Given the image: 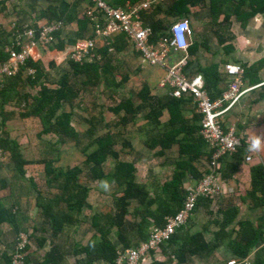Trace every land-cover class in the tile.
<instances>
[{
	"label": "trees",
	"instance_id": "trees-1",
	"mask_svg": "<svg viewBox=\"0 0 264 264\" xmlns=\"http://www.w3.org/2000/svg\"><path fill=\"white\" fill-rule=\"evenodd\" d=\"M130 1L134 2L135 0ZM188 3L194 4L192 0H176L170 9L174 13L184 15L188 12L186 8ZM68 8V4L61 3L58 8L60 13L55 16V19L70 21L76 18ZM211 9L214 15L219 12L225 14L223 20L213 23V28H217L215 35L218 41L222 43L226 41L225 36L228 34L227 31L231 25V15L244 27L250 16L255 13H264V0H211ZM77 21L81 27L87 24L90 25V20L85 15L77 18ZM152 28L154 31L152 40H155L160 35H158L159 28L154 25ZM57 35L56 32L55 39ZM55 39L48 44L49 47L62 49V39ZM8 41L5 37L4 42L0 45V61L5 60L8 56L5 51L6 44H11ZM118 41L124 43L128 40L123 33L112 37L109 44L99 51L100 56H95L92 61L80 63L69 58V70L62 74L55 88L40 84L37 92L33 95L21 91V85L24 84L22 74L28 69H34L33 75L27 74L25 76V81L31 84H36L44 74L42 64L32 57L25 60L16 74L5 77L0 82V109L11 100L23 102L25 109L21 112V116L38 117L42 125L41 133L56 134L60 142L65 141L67 138H73L77 144L83 138H87V142L81 148V152L85 155L84 163L87 166V172L85 173L87 179L115 183L121 190L120 196L115 199V212L113 214L93 215L91 228L94 230L96 228L98 236L83 247H75L74 255L81 258V261L77 264H115L122 251L138 247L142 242L148 240L151 228L164 227L166 217L176 215L183 207L186 197V192L182 187L183 179L188 174L194 178H199V181L203 178L197 174L193 162L206 154L208 152L207 147H209L200 133L201 118L188 119L185 117L183 113L185 99L183 97L178 98L169 94L162 96L152 94L149 84L144 83L137 94L140 99L139 103L134 102L132 97H126L110 106L109 110L117 115V123L121 125L134 122L142 113L144 119L148 120L143 127L146 130L145 142L148 147L154 148L159 145L163 150L175 142L179 143L182 159L176 163L173 179L160 187H156L152 194L145 185L137 182L135 165L132 162L118 159L119 151L130 145L131 139L128 134L119 131L112 132L107 128L105 132L97 134V131L101 129L103 119L101 116L96 115L84 118L89 126L83 132H79L71 125L73 113L71 111H60L62 100L73 105L77 97V89H75V83L70 81L71 77L84 75L85 78L82 83L85 86H96L101 78L108 81V76H114L115 70H118L116 65L111 64L112 58L108 56V52L113 47H118L115 46ZM13 42H15L14 39ZM16 48L18 49L19 46H16ZM252 66L249 69L245 68L249 76L250 73L247 70H255L254 68L257 69L259 64ZM204 79L211 98H219L224 89L217 87L220 76L216 66L213 65L209 69H205ZM126 80V75L121 74V79L113 84L114 91L120 88ZM114 91L112 92L114 93ZM165 109L168 110L170 118L168 121L162 122L161 116ZM0 113L3 116L2 110ZM199 120L200 122H198ZM147 126L149 128H145ZM118 145L120 148H118ZM0 149L4 154H8L14 164L15 171L18 174H24V166L28 163V160L20 152L18 142L15 139L1 136ZM108 158L113 160V164L109 170H105L104 162ZM1 165L0 162V168ZM50 171L54 174L47 183L51 184L53 181H58L56 187L60 190V194L50 198L45 203L38 202L37 205L42 210L43 218L50 224L52 236L57 237L77 222L78 215L81 214L82 208L86 204L89 187L79 181V175L82 173V168L79 165L59 169L58 171L50 169ZM263 180L264 171L262 167L254 168L252 171V184L253 186L259 184L264 192ZM1 187H5L4 182H1ZM201 199L207 198H200L198 205ZM60 201L63 204L62 211L58 210ZM133 202L136 203L133 212L134 217L138 221L133 223L134 225L127 233L122 230L126 225L129 208ZM228 212L231 213L232 217L234 210L228 209ZM228 222H230V218L226 215L221 228H225ZM4 223L15 226L16 221L11 209H7L0 201V226ZM239 224L240 230L237 232L236 238L229 242V246L235 256L244 259L250 249L261 238V232L253 230L249 223L241 222ZM112 234H115L117 241L113 242ZM219 237L218 234L216 240ZM45 243L44 239H40L37 241V247L42 249ZM215 246H217V243L206 241L203 232L191 234L183 229L163 244L160 251L163 250L167 254V250L170 249V258H176L177 262L181 264L191 256H202L204 252L213 250ZM120 248L122 249L120 250ZM1 259L4 264H11L10 257L4 258V256H1ZM241 261L243 260H239L237 264H244ZM24 264H29L26 256ZM42 264H59V260L45 256ZM152 264H164V262L153 261ZM247 264H264V260L256 258L252 262H247Z\"/></svg>",
	"mask_w": 264,
	"mask_h": 264
},
{
	"label": "crops",
	"instance_id": "crops-1",
	"mask_svg": "<svg viewBox=\"0 0 264 264\" xmlns=\"http://www.w3.org/2000/svg\"><path fill=\"white\" fill-rule=\"evenodd\" d=\"M108 1L122 6L131 2L130 0ZM175 1L176 0H162L158 6L142 12V17L146 23L159 28L158 35L167 30L174 21L180 18H187L190 20L193 28V33L190 37L191 48H188L186 52H175L171 57L172 62H176L180 58L186 56L188 61L186 70L188 73H201L203 76L205 69H209V67L213 65L216 66L220 76L217 86L219 89H224L227 85V77L224 74L225 64H239L244 69V85L248 88L251 87L224 114V126L227 127L233 124L237 134L242 137L243 145L238 148L235 153L225 155L219 161L223 191L215 200L201 199L185 228V231L191 234L203 232L206 241L209 243H217V246H215L213 250H207L202 256H191L186 262L181 264H228L227 262L231 260L252 262L256 258L264 260V192L259 184L255 186L252 184L253 169L262 167L264 171V140L261 141L260 149L249 150V144L251 140L255 138V135L264 133V13H255L250 16L244 27H242L240 22L231 15V25L228 28L229 32L227 31V35L230 36L228 37L226 35V41L221 43L215 35L217 28H213V23L223 20L225 14L219 12L214 15L211 9V0H192L194 4H187L186 8L188 12L184 15L174 13L170 9ZM63 2L68 4V10H70L76 18L70 21L55 19V16L60 13L58 8ZM88 3L89 0H0V45L4 42L5 37L12 43L15 35L24 28L38 29L43 24L52 21H62L63 23L55 39H62V49L50 47L52 50H49L47 47L43 48L40 45H37L33 49L32 58L38 60L42 64L44 74L38 79L36 84H31L25 81V76L27 74L33 75V73H29V71L23 73L22 77L24 84L21 85L20 88L23 93L35 94L40 84L55 88L62 74L68 71V68L67 70L65 69L64 55H69V50L76 39L91 34V27L89 24L81 27L77 21V18L84 16L83 10ZM7 45L9 44H6V46ZM105 46L106 44L104 41L100 37H97L96 48L93 51L94 56L99 57V51ZM115 46L118 47H113L112 50L108 52V56L112 58V65H116L118 70H120V68L123 70L120 75H118V78H115V81H119L122 74L127 77V80L124 82L125 85H131L132 83L127 82L134 81H136L138 85L133 92L127 91L128 95L126 97H132L134 102L139 103L140 99L137 94L144 83L149 84L152 94L158 96L171 95L170 87L161 85V80L166 73L165 68L152 66L144 62L139 53L134 50L132 44L128 41L124 43L118 41ZM46 55L49 61L45 60ZM68 61L69 60H66L67 67H69ZM49 64L51 66L59 65L61 68L64 67V71L59 78L55 80L50 78L47 73ZM255 64H259V67L257 69L254 68L255 70H247L250 76L247 75L245 68L249 69ZM117 72L118 71L115 70L114 76ZM75 78H77V82L74 80ZM84 78V75L71 77L70 81L75 83V89H77L75 103L71 105L62 100L60 108V111H71L73 113L71 125L79 132H83L89 126L84 121L86 117L78 115L75 112L77 107H81L82 109L84 107L81 101V93H87L90 99L89 102L91 101V103H89L90 110L94 111V106L97 101L96 97L93 95L98 92L97 86L101 84L103 80V78H101V81L96 86H85L82 83ZM31 90H35L34 93H32ZM109 95H111L109 96V98H111L114 96V93L110 92ZM183 98L185 99L183 104V113L185 117L188 119H200L201 114L197 112L196 104L192 97L186 95L183 96ZM120 99H118L117 102ZM18 102L19 101L11 100L6 104L14 105ZM6 104H4V106H6ZM109 107L110 106H108L107 112L105 111V113L97 111V113L93 112L94 114H89L88 117L90 115L101 116L103 119L101 129L107 128L112 132L119 131L129 135L131 139L130 145L124 147V149L120 151L118 150V159L132 162L136 167L137 182L145 185L147 190H152L151 193L153 194L154 188L156 189V187H160L173 179L176 171V163L182 159L179 151V143L175 142L170 147L163 150L159 145L154 148L148 147L145 142L147 135L142 133V129L148 120L145 119L144 122H137L135 120L127 125H121L117 123L118 117L109 110ZM23 111L24 110H21L20 113H18L19 120L17 123H19V128H24L30 123H36L39 120L36 116L22 117L21 112ZM3 112L4 118L2 117L0 125L2 124L3 126L6 124V127L10 128V120H8L9 113H7L6 110H3ZM141 114H139V116H141ZM104 115L106 118L103 117ZM76 118L79 121L78 128L76 127ZM114 118L115 120H113ZM169 118L170 114L168 110L165 109L161 116V121L166 122ZM141 119L140 117V120ZM198 122H200V120ZM136 124L140 127L137 128ZM131 125H134L135 130H129ZM12 139H14V137ZM15 140L17 141V138ZM118 148H120L119 145ZM207 149L208 152L206 154H203L193 162L197 174L201 175V177L209 172V164L212 159V150L210 147H207ZM248 156L251 160L246 162L245 158ZM79 181L88 186V184L80 179ZM91 181L97 183L98 187L104 183L99 180L91 179ZM198 181L199 178H194L188 174L183 179L182 183L184 192H186L188 187L197 184ZM112 184L115 183H111L110 185ZM228 209L234 210L232 217ZM226 215L230 218V222H228L225 228H221V225L223 226L224 224ZM135 221H138V219L135 218L134 221L130 223L128 215L126 225L122 231L128 233ZM241 222L249 223L253 230L261 232V238L250 249L248 255L244 259H239L238 256H235L229 246V242L236 238L237 232L240 230L239 223ZM3 226L7 227L6 223H4V225L1 224L0 232L3 230ZM218 234L220 237L216 240ZM112 239L113 242L117 241L116 236ZM121 249L122 248H120V250ZM167 257L168 255L164 253L163 250L154 252L147 259L145 264H152L153 261H163L164 264H180L177 262L176 258L171 259Z\"/></svg>",
	"mask_w": 264,
	"mask_h": 264
},
{
	"label": "built area",
	"instance_id": "built-area-1",
	"mask_svg": "<svg viewBox=\"0 0 264 264\" xmlns=\"http://www.w3.org/2000/svg\"><path fill=\"white\" fill-rule=\"evenodd\" d=\"M162 0H141L117 5L108 0H89L83 14L89 18L91 34L78 38L69 50V58L76 62L94 60L96 38L100 37L106 45L112 37L125 34L143 61L152 66L165 68V76L161 85L170 87V94L175 97L191 96L196 104L197 112L201 114L200 133L212 150L209 172L194 186L186 189V197L182 209L174 216L165 219L164 227H153L148 240L138 247L126 249L119 255L115 264H145L154 252H159L163 244L172 236L186 228L191 215L196 210L200 198L215 200L223 191L222 177L219 171V161L233 154L242 146V137L237 134L233 124L225 127L224 114L250 88L244 85V69L239 64H225L224 74L227 85L221 96L212 99L205 86L201 73L190 74L186 70L187 57L184 56L172 62L175 52L187 51L193 28L189 19L180 18L174 21L157 39L152 40L153 28L146 23L142 12L156 7ZM63 23L52 21L43 24L37 30L24 28L15 36L14 41L5 47L8 56L0 61V82L8 76L17 73L28 57H33L32 51L37 45H46L55 39ZM16 46H19L17 49ZM29 73L33 69H28ZM3 152L0 149V155ZM250 157L245 161L249 162ZM264 186V180H263ZM27 236L19 233L15 239V247L11 253V264H24ZM247 264V261H241ZM228 264H237L231 260Z\"/></svg>",
	"mask_w": 264,
	"mask_h": 264
},
{
	"label": "rangeland",
	"instance_id": "rangeland-1",
	"mask_svg": "<svg viewBox=\"0 0 264 264\" xmlns=\"http://www.w3.org/2000/svg\"><path fill=\"white\" fill-rule=\"evenodd\" d=\"M48 44L40 46L52 50ZM47 55L45 60L49 61ZM64 60L65 69L67 70L68 68L69 70L66 64V60H69V55H64ZM63 71L64 67L61 68L59 65H48L47 73L53 80L59 78ZM117 71L115 76H108V81L102 80V83L97 86L98 89H96L98 92L93 95L96 97L97 101L94 106V111L90 110L89 103H91V101L89 102L90 99L87 93L82 92L81 101L84 107L83 109L77 107L75 111L76 114L88 117L89 114L97 113V111L105 113V111L107 112L108 106H112L120 98H125L128 95L127 91L133 92V90H136L135 88H137L138 85L136 81H134L127 82L132 83L131 85H125L124 83L120 88L114 91L113 84L117 82L115 78H118V75H120L123 70L120 68V70ZM74 80L77 82V78ZM34 91L35 90H31L32 93H34ZM112 91H114V96L109 98V96H111L109 94ZM23 109H25L23 107V102L14 105L6 104V106L0 109L3 114V110L9 113L8 120H10V124H8L9 126L11 125L10 128L6 127V124L3 126L2 124L0 125V137L17 138L20 152L23 157L29 158L27 159L28 163L24 166L25 172L21 175L15 171L14 164L7 153L0 155V162L2 164L0 168V201L7 209H11L16 221L15 226L7 225V227H2L3 230L0 232V258L1 256H4V258L11 256L13 248L15 247L16 237L19 233H23L27 236L29 244L25 250V256L29 264H42L45 256L59 260V264H77L81 261V258L80 256L76 257L74 255L75 247H83L90 240L98 236L96 228L95 230L91 228L93 215L113 214L115 212V199L120 196L121 190L117 184L110 185L111 183H108V188L105 190L102 186L98 187L97 183L87 179L85 175L87 172V166L84 163L85 155L81 152V148L87 142V138H83L79 144H77L73 138H68L60 142L56 134L41 133L42 126L39 120L36 123H30L24 128H19V123H17L19 120L18 113ZM2 117L0 113V121ZM103 117L106 118L105 115ZM140 117L142 118L141 120ZM113 120H115V118ZM144 120L143 115H141L136 121L144 122ZM75 121L76 127L78 128L79 121L77 118ZM139 127L140 126L137 125V128ZM145 128L149 127L147 126ZM129 130H135L134 125H131ZM105 131V128L99 129L97 134ZM145 131V129H142V133L146 134ZM112 164L113 160L108 158V160L104 162V169L109 170ZM74 165H79L82 168L79 179L89 186L85 201L86 204L82 208L81 214L78 215L77 222L70 228H67L62 234L53 237L50 224L43 218L42 210L37 204L38 202L45 203L50 200V198L56 195L59 196L60 194V190L56 187L58 181H53L51 184L47 183L54 174L50 169L58 171L59 169H66ZM1 182L5 183L4 188L1 187ZM62 206L63 204L60 201V208L58 207L59 211L63 210ZM135 207L136 203H132L129 208L130 223L135 219L133 213ZM151 230L152 229H150V231ZM114 236L115 234H112V238ZM40 239L46 241L42 249L37 247V241ZM167 252L170 258L171 250L169 249ZM0 260V264H4V261H2V259Z\"/></svg>",
	"mask_w": 264,
	"mask_h": 264
},
{
	"label": "clouds",
	"instance_id": "clouds-1",
	"mask_svg": "<svg viewBox=\"0 0 264 264\" xmlns=\"http://www.w3.org/2000/svg\"><path fill=\"white\" fill-rule=\"evenodd\" d=\"M190 21V20H189ZM191 23V22H190ZM192 26V25H191ZM175 97V96H174ZM264 140V133L256 134L249 144V150H258L261 147V141ZM105 190L108 188L107 182L101 185Z\"/></svg>",
	"mask_w": 264,
	"mask_h": 264
}]
</instances>
